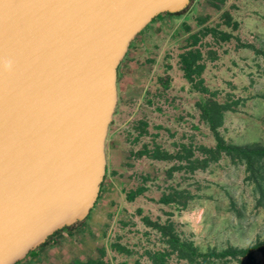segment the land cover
Segmentation results:
<instances>
[{"label":"crops","instance_id":"crops-1","mask_svg":"<svg viewBox=\"0 0 264 264\" xmlns=\"http://www.w3.org/2000/svg\"><path fill=\"white\" fill-rule=\"evenodd\" d=\"M262 16L264 0H190L133 38L117 66L94 205L15 264L194 263L204 208L216 200L207 177L232 163L215 152L231 109L215 126L208 105L230 104V83L247 74L243 38Z\"/></svg>","mask_w":264,"mask_h":264},{"label":"water","instance_id":"water-1","mask_svg":"<svg viewBox=\"0 0 264 264\" xmlns=\"http://www.w3.org/2000/svg\"><path fill=\"white\" fill-rule=\"evenodd\" d=\"M190 0H0V264L83 220L105 170L117 66Z\"/></svg>","mask_w":264,"mask_h":264},{"label":"rangeland","instance_id":"rangeland-1","mask_svg":"<svg viewBox=\"0 0 264 264\" xmlns=\"http://www.w3.org/2000/svg\"><path fill=\"white\" fill-rule=\"evenodd\" d=\"M261 19L264 21L263 16ZM249 28L243 38L248 46L240 50L248 62L243 64L247 74L240 72L230 83L232 109L226 113V126L219 128L221 137L235 145L264 143V26L257 24L255 32ZM223 171L217 167L207 177L216 200L204 208L202 228L194 238L193 264H244L240 260L245 258L238 252L235 256L219 254L228 247L251 246L257 247L251 250L255 263L264 264V171L262 178L257 177L262 192L244 161L232 159L231 170Z\"/></svg>","mask_w":264,"mask_h":264},{"label":"trees","instance_id":"trees-1","mask_svg":"<svg viewBox=\"0 0 264 264\" xmlns=\"http://www.w3.org/2000/svg\"><path fill=\"white\" fill-rule=\"evenodd\" d=\"M177 13V12H176ZM207 107V106H206ZM223 109H232L231 104H219L217 102H209L207 116L211 123L215 126L221 125L222 123V110ZM218 151H224L231 159L244 161L246 165V170L251 172V175L255 179L257 187L262 192V186L260 185V180L257 177L262 178L261 172L264 171V143H251L246 145H235L226 142L220 136H217V147L216 153ZM58 231V230H57ZM184 247V245L182 246ZM257 247L251 246L248 248L235 250L230 247L223 250L219 255H226L232 253L235 256V252L240 253L242 257L245 258L244 261L240 260L244 264H257L254 259L251 257V250ZM184 254L187 253V250L184 248ZM190 256V255H189Z\"/></svg>","mask_w":264,"mask_h":264}]
</instances>
